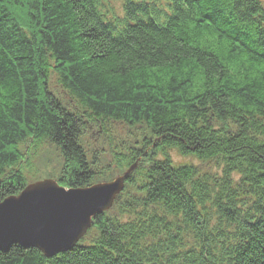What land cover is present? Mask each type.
Here are the masks:
<instances>
[{
    "label": "trees",
    "instance_id": "trees-1",
    "mask_svg": "<svg viewBox=\"0 0 264 264\" xmlns=\"http://www.w3.org/2000/svg\"><path fill=\"white\" fill-rule=\"evenodd\" d=\"M119 1L0 0L1 199L28 149L56 147L53 177L86 188L103 179L84 134L141 132L111 152L137 168L84 239L0 264H264V0Z\"/></svg>",
    "mask_w": 264,
    "mask_h": 264
},
{
    "label": "water",
    "instance_id": "water-1",
    "mask_svg": "<svg viewBox=\"0 0 264 264\" xmlns=\"http://www.w3.org/2000/svg\"><path fill=\"white\" fill-rule=\"evenodd\" d=\"M133 169L86 188L44 179L28 184L19 195L0 199V250L18 244L48 258L71 250L96 216L112 208Z\"/></svg>",
    "mask_w": 264,
    "mask_h": 264
},
{
    "label": "rangeland",
    "instance_id": "rangeland-1",
    "mask_svg": "<svg viewBox=\"0 0 264 264\" xmlns=\"http://www.w3.org/2000/svg\"><path fill=\"white\" fill-rule=\"evenodd\" d=\"M113 3L116 7L121 5L119 0H113ZM140 133V129L138 128H129L120 124H115L104 133L97 132L96 130H89L84 134L81 143L86 147L92 162L99 165V171H101L100 175L103 179L102 182L111 181L113 178L122 175L128 168L133 167V172L136 170L137 163H135L136 165L132 164L129 167L125 166L127 168L119 169L114 162L111 152L116 148L128 147L134 144V142L140 139ZM28 142L29 143H26V145L30 147L32 143L30 141ZM27 152V160L24 161L22 167L24 168V175L28 184L47 178L55 179L53 175L64 165L61 153L52 145L45 144L39 149H28ZM170 154L173 161L177 163H195L196 165L199 164L198 166H201L203 169L212 163L211 160L200 163L190 156H180L176 151H173V153L171 151Z\"/></svg>",
    "mask_w": 264,
    "mask_h": 264
},
{
    "label": "bare ground",
    "instance_id": "bare-ground-1",
    "mask_svg": "<svg viewBox=\"0 0 264 264\" xmlns=\"http://www.w3.org/2000/svg\"><path fill=\"white\" fill-rule=\"evenodd\" d=\"M113 179H114V178H113ZM113 179H112V180H113ZM112 180H111V181H112ZM107 182H109V181H107ZM126 182H127V181H126ZM126 182H125V185H126ZM124 189H125V187H124ZM123 191H124V190H123ZM118 197H119V196H117L116 198L118 199ZM105 212H108V210H105L103 213H105Z\"/></svg>",
    "mask_w": 264,
    "mask_h": 264
}]
</instances>
